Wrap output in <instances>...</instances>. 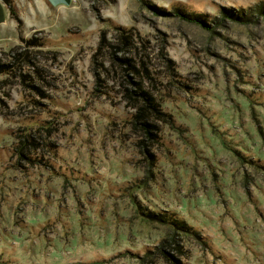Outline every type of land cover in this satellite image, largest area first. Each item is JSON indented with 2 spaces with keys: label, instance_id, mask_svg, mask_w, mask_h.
Returning a JSON list of instances; mask_svg holds the SVG:
<instances>
[{
  "label": "rangeland",
  "instance_id": "374dc122",
  "mask_svg": "<svg viewBox=\"0 0 264 264\" xmlns=\"http://www.w3.org/2000/svg\"><path fill=\"white\" fill-rule=\"evenodd\" d=\"M0 1V264H264V0Z\"/></svg>",
  "mask_w": 264,
  "mask_h": 264
},
{
  "label": "trees",
  "instance_id": "16d2710c",
  "mask_svg": "<svg viewBox=\"0 0 264 264\" xmlns=\"http://www.w3.org/2000/svg\"><path fill=\"white\" fill-rule=\"evenodd\" d=\"M252 10H254L256 13H259L260 15L262 13H264V9L261 7V5H255L252 8ZM10 14L13 15V13H10ZM233 17L236 20H238V21H242L244 19L243 14H237V15L234 14ZM13 18L16 19L15 16ZM138 211H140V210H138ZM140 215L143 218H145L146 221L149 220V221L157 222L158 224L165 225L166 227L170 228L172 230V232L180 231L179 233H181V234H183L185 236H190V234L191 235L195 234L194 233L195 231H193L190 226H188L185 222H183L181 220H178V221H175V219L174 220H170L169 218L165 217L164 215H161L160 213H154L152 211H146V212H144V211L141 212L140 211Z\"/></svg>",
  "mask_w": 264,
  "mask_h": 264
},
{
  "label": "crops",
  "instance_id": "0c3cea01",
  "mask_svg": "<svg viewBox=\"0 0 264 264\" xmlns=\"http://www.w3.org/2000/svg\"><path fill=\"white\" fill-rule=\"evenodd\" d=\"M1 5H2V2L0 1V7H1ZM9 18H11V17H9ZM2 22V21H1ZM10 32H14V30H12V29H10L9 30ZM3 35L1 34V31H0V38L2 37ZM4 38V37H3ZM5 38H10V37H5Z\"/></svg>",
  "mask_w": 264,
  "mask_h": 264
}]
</instances>
